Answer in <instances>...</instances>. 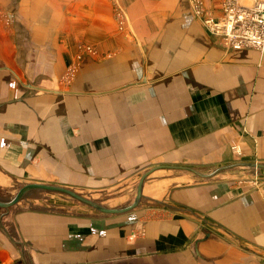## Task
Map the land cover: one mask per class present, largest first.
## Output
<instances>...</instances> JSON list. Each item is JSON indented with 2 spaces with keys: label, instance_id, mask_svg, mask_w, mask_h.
<instances>
[{
  "label": "crops",
  "instance_id": "0c3cea01",
  "mask_svg": "<svg viewBox=\"0 0 264 264\" xmlns=\"http://www.w3.org/2000/svg\"><path fill=\"white\" fill-rule=\"evenodd\" d=\"M203 1L219 16L220 0ZM0 8L10 22L6 31L0 22V188L13 180L101 194L157 166L264 165V52L225 48L187 0ZM81 45L96 54L77 60ZM46 203L32 196L10 214L24 264H264V169L209 179L158 169L122 215ZM0 264H23L5 232Z\"/></svg>",
  "mask_w": 264,
  "mask_h": 264
},
{
  "label": "built area",
  "instance_id": "2783aa9c",
  "mask_svg": "<svg viewBox=\"0 0 264 264\" xmlns=\"http://www.w3.org/2000/svg\"><path fill=\"white\" fill-rule=\"evenodd\" d=\"M194 17L220 43L230 50L254 49L264 52V0H220V14L213 17L203 0H187ZM115 18L122 30L126 18L120 7L115 6ZM81 54H93L88 46L78 47ZM80 56H78V59ZM76 65L70 68L63 80L71 81ZM136 234H133L134 237Z\"/></svg>",
  "mask_w": 264,
  "mask_h": 264
},
{
  "label": "water",
  "instance_id": "95a60500",
  "mask_svg": "<svg viewBox=\"0 0 264 264\" xmlns=\"http://www.w3.org/2000/svg\"><path fill=\"white\" fill-rule=\"evenodd\" d=\"M235 168H251L255 170L259 169H264V165L260 164H233L230 166H224V167H219L213 170L212 172L208 174H202L198 172L195 169H192L190 167L186 166H157L154 168H151L150 170L146 171L143 173L136 185V191H135V196L131 204L121 207V208H105L97 203L88 200L81 195L75 193L74 191L62 187V186H57V185H49V184H41V183H23V182H18V181H13L11 180V189H16V193L14 195H0V232H5V241L13 243L14 246L18 249L19 254L21 256V259L24 264V260L20 251L17 235L15 232L14 227L11 225L10 222V214L16 213L19 211L20 207H15V205L21 201L28 199L32 196H40L43 197L39 192H46V193H54V194H59V195H64L67 197H70L77 202L88 206L95 211L104 214V215H122L125 213H128L132 210H134L140 203V200L142 198V186L146 178L153 173L154 171L158 169H172V170H181V171H186L189 172L199 178L202 179H209L212 178L219 173L232 170Z\"/></svg>",
  "mask_w": 264,
  "mask_h": 264
},
{
  "label": "rangeland",
  "instance_id": "374dc122",
  "mask_svg": "<svg viewBox=\"0 0 264 264\" xmlns=\"http://www.w3.org/2000/svg\"><path fill=\"white\" fill-rule=\"evenodd\" d=\"M115 13V11H114ZM5 10H3L2 8H0V17H1V25H2V29L4 28L5 31L6 26H8L10 24L9 20L6 19L5 16ZM115 17V14H114ZM116 20V18H115ZM117 23V21H116ZM118 26V24H117ZM119 27V26H118ZM120 29V28H119ZM121 30V29H120ZM89 47V46H88ZM93 49V48H92ZM94 50V49H93ZM79 51V49H78ZM96 54L95 50L93 54H89V53H83L81 54L80 51L78 52L77 55V60H80L84 55H88V56H94ZM78 56H80V58L78 59ZM75 65H71L70 67H68V69L64 70L63 72V76H66L68 71L70 70V68H73ZM77 70L78 67L75 68V72H74V76H76L77 74ZM72 80V79H71ZM70 82V81H69ZM69 82H66L65 84L67 85ZM212 170H207L206 172L203 173H209ZM21 182V181H20ZM24 183V182H23ZM30 184V183H27ZM137 184V181L134 182L132 185H129L127 189H125V187H117L116 189H111L110 191L106 192V193H87V192H81L80 190H74V189H70L72 191H74L75 193L81 195L82 197L91 200L95 203H97L98 205L105 207V208H121L124 206H127L129 204L132 203L134 196H135V191L136 188L133 186H135ZM49 185H55V184H49ZM11 185H8L7 188H0V195H14L16 192V189H11V187H9ZM40 194L43 197L38 196L40 199H44L46 198L47 201V206H49L50 208H61L63 210H70L71 212H79V213H93V214H101L97 211H95L94 209L85 206L79 202H77L76 200L64 196V195H58V194H54V193H45V192H40ZM37 204H45L42 200H40L39 202H37Z\"/></svg>",
  "mask_w": 264,
  "mask_h": 264
}]
</instances>
